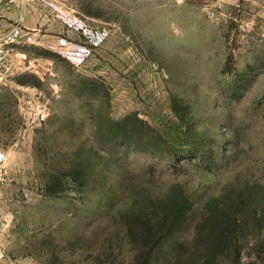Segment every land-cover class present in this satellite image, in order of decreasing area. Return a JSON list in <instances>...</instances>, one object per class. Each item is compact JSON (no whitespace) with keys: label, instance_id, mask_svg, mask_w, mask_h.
<instances>
[{"label":"rangeland","instance_id":"374dc122","mask_svg":"<svg viewBox=\"0 0 264 264\" xmlns=\"http://www.w3.org/2000/svg\"><path fill=\"white\" fill-rule=\"evenodd\" d=\"M1 4L0 264H264V3Z\"/></svg>","mask_w":264,"mask_h":264},{"label":"built area","instance_id":"2783aa9c","mask_svg":"<svg viewBox=\"0 0 264 264\" xmlns=\"http://www.w3.org/2000/svg\"><path fill=\"white\" fill-rule=\"evenodd\" d=\"M22 35L23 29L19 26H12L8 31L0 35V86L12 65L9 59L10 46L17 43Z\"/></svg>","mask_w":264,"mask_h":264},{"label":"crops","instance_id":"0c3cea01","mask_svg":"<svg viewBox=\"0 0 264 264\" xmlns=\"http://www.w3.org/2000/svg\"><path fill=\"white\" fill-rule=\"evenodd\" d=\"M228 1H230V3H231V2H234V1H242V2L251 1V2H254V1H256V0H228ZM258 1H260L261 3H264V0H258ZM232 4H233V3H232ZM0 5H2V4H1V0H0Z\"/></svg>","mask_w":264,"mask_h":264}]
</instances>
